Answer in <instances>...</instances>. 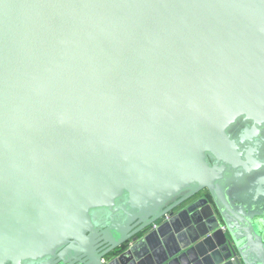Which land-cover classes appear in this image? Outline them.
<instances>
[{
  "label": "water",
  "instance_id": "obj_1",
  "mask_svg": "<svg viewBox=\"0 0 264 264\" xmlns=\"http://www.w3.org/2000/svg\"><path fill=\"white\" fill-rule=\"evenodd\" d=\"M0 264H264V0H0Z\"/></svg>",
  "mask_w": 264,
  "mask_h": 264
},
{
  "label": "built area",
  "instance_id": "obj_2",
  "mask_svg": "<svg viewBox=\"0 0 264 264\" xmlns=\"http://www.w3.org/2000/svg\"><path fill=\"white\" fill-rule=\"evenodd\" d=\"M170 217L169 214H165L159 221L155 222L153 225H152V228H156L158 226V224L164 220H167L168 218Z\"/></svg>",
  "mask_w": 264,
  "mask_h": 264
}]
</instances>
